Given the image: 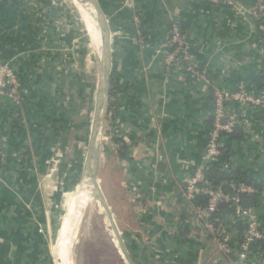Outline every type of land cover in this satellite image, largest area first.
Returning <instances> with one entry per match:
<instances>
[{
  "label": "crops",
  "instance_id": "obj_1",
  "mask_svg": "<svg viewBox=\"0 0 264 264\" xmlns=\"http://www.w3.org/2000/svg\"><path fill=\"white\" fill-rule=\"evenodd\" d=\"M57 1L78 10L72 0ZM93 1L113 45L116 109L106 133L129 145L118 185L130 184L147 198L133 209L126 206L130 223L120 216L121 228L131 235L124 240L137 248L132 252L141 264H264L262 243L242 263L217 255L211 237L193 226L190 215L196 225L201 222L181 197L184 173L204 156L210 82L218 93L250 95L254 80L264 76V19L256 23L250 16L262 0H229V8L206 0ZM175 24L183 28L185 56L207 78L165 71L160 46ZM86 40L38 0H0V59L15 68L21 101L16 107L7 96L0 99V264H55L48 239L37 230L53 214L61 186L51 171L58 168L56 183H62L65 155L72 151L75 160L84 158L96 92L76 75L88 57L81 45ZM90 48L96 54L93 44ZM226 107L241 120L244 135L225 142V169L264 183V120L254 117L249 104L231 101ZM261 198L254 210L264 232V188ZM95 203L107 223L106 211ZM234 221L221 213L231 246L240 242Z\"/></svg>",
  "mask_w": 264,
  "mask_h": 264
},
{
  "label": "built area",
  "instance_id": "obj_2",
  "mask_svg": "<svg viewBox=\"0 0 264 264\" xmlns=\"http://www.w3.org/2000/svg\"><path fill=\"white\" fill-rule=\"evenodd\" d=\"M206 1L216 5L233 6L232 2L229 0ZM250 15L254 16L256 19L264 17V0L255 8L251 9ZM183 45L184 37L179 25H172L167 40L160 46V50L172 47L171 51L165 52L163 58L166 69L170 70L176 68L196 78H205L203 73L198 72L188 61V58L184 54ZM18 89L19 78L15 68L11 63L0 59V99L7 96L12 100L15 106H20L21 101ZM231 101L249 104L254 111L264 110V91L257 95H247L241 92L233 94L232 96L226 93H215L214 108L211 113L213 118L211 124L212 128L207 140L204 156L199 166L192 167L184 173L181 180V197L183 202L192 208L198 221L204 225L206 233L216 245L217 255L224 259L234 256L238 263H242L247 259L254 244L257 241H264V232L260 228L255 210L240 205V196L243 194H250L254 192V189L244 183L234 182L227 185L229 189H223L222 187L213 189L208 185L205 178V165L215 162L221 154V148L224 143L220 133H231L232 127L237 123L234 118L228 121L225 120L227 107L224 105V102L228 104ZM112 135L111 133V142L107 141L109 139L103 135V140L105 139L106 142L104 146H106V148L103 150L102 146L101 151L103 150L104 153L106 150H114L116 148V144L112 141ZM201 197L206 200L204 206L197 203L198 198ZM222 205H228V208L232 210V217L245 224L241 241L235 246H231L224 228L210 221V216Z\"/></svg>",
  "mask_w": 264,
  "mask_h": 264
},
{
  "label": "rangeland",
  "instance_id": "obj_3",
  "mask_svg": "<svg viewBox=\"0 0 264 264\" xmlns=\"http://www.w3.org/2000/svg\"><path fill=\"white\" fill-rule=\"evenodd\" d=\"M79 1L82 2V4H86L87 6L93 8V6L90 5L88 0H86L88 4L86 2L84 3L81 0ZM81 45L85 48V51H87L86 53L88 57H86V60H84V62L81 61L83 63V66L84 65L85 66L83 68H81V66H78L79 67L78 70L82 69L83 71L82 72L76 71V75L78 76V74L80 73L79 74L80 77L84 79V82L87 85L89 84V82H91L92 86H85V87H87L88 89H90L89 87H92L93 90L95 91L96 83L99 80V75H100L99 74L100 68H99V63L97 60V55L94 54V52H92L90 48L91 43L88 39L84 41ZM107 121H109L108 114L106 118L105 127L107 126ZM88 126H89V121L87 124V128ZM106 132L107 130L104 129L103 135H105L104 137L109 139L107 141L111 142V137H110L111 133L110 131H109V134ZM86 139H87V136H86ZM105 143L106 142L104 139L102 141L103 150L106 148V146H104ZM85 147H86V141H85ZM103 150L101 151V156H100V161H99L97 183H98L100 192L102 194L103 201L106 207L108 208L110 215L112 216L113 222L116 228L122 234L121 237L130 238L131 235H128L127 232H125V230L122 229L117 224L118 221H116V216L118 217L125 216L126 218H123V219L124 220L127 219L128 220L127 222L130 223L132 212L130 211L128 207H126L123 204L124 200L121 197L119 198L116 194H114L115 191L113 189L116 185H118V182L120 181L121 178L118 179L116 184L115 183L111 184L110 175L108 173L107 164H106L107 160L110 157H109V154L105 156ZM107 151L110 152L112 150H107ZM84 156H85V150H84ZM75 158L76 157L74 156V154H72V151L68 155H65V159H68L69 162L66 161L68 165L65 167L64 171L62 172L63 178H64L63 181H61L62 183H57V184H61V186L60 185L58 186V189L55 193L56 196L53 199L55 210L53 211V214L49 217L47 222H45L44 218H42V222L40 223H44L46 225L45 227L41 225L40 229L37 230L39 236L44 235V237L48 239L47 245H49L48 248L50 249V253L53 255V258L55 259V264L61 263V257L57 255L58 253L56 252V246L59 241L61 227L65 223L66 211L68 209L69 204H71L73 200L75 199L76 194H77L76 189L80 184V175L82 171L84 158L82 159L80 157V160L79 159L75 160ZM74 160L76 163L72 162ZM0 187H1V182H0ZM132 191H129L130 197L132 196ZM90 210H91V213L89 216L90 218L89 226L87 225V222L84 221V219L81 217V214H80V218H81L80 223H79L80 225H78L77 227L79 231L78 232L75 231L74 245L71 250L73 264H117L116 261H113L112 254H115V253L117 254L120 260L119 264H126L123 260H121L116 250L108 244V241L106 238H108V235H111L108 229L109 228L108 222L105 223V219L99 213V207L96 205L94 201H92L91 203ZM49 225H53L50 231H49ZM99 234H103L104 238H102ZM130 248L134 252H136L137 250L134 244H132Z\"/></svg>",
  "mask_w": 264,
  "mask_h": 264
},
{
  "label": "water",
  "instance_id": "obj_4",
  "mask_svg": "<svg viewBox=\"0 0 264 264\" xmlns=\"http://www.w3.org/2000/svg\"><path fill=\"white\" fill-rule=\"evenodd\" d=\"M89 1L91 2L90 5L93 6L94 11L97 13L98 28L93 24L91 26L88 25L87 22L85 23L79 10L63 5L57 0H38L42 6L49 8L54 12L66 28L71 29L91 41L98 54L97 58L100 75L95 92L94 108L89 118L85 156L79 184L80 214L84 221L87 222L88 226L90 221L89 216L91 213L92 194L98 192L102 197L97 183V175L108 113V100L113 72V45L109 38L106 20L97 4L93 0ZM50 178L55 180L57 186V169L51 171ZM190 218L194 227L205 230L202 223L195 224V218L193 215H190ZM78 231L79 229L76 230V232ZM99 235L104 238L103 234ZM106 239L108 244L116 250L121 260L126 264H141L136 255L132 252L128 243H126L124 238L120 235H108V238Z\"/></svg>",
  "mask_w": 264,
  "mask_h": 264
},
{
  "label": "trees",
  "instance_id": "obj_5",
  "mask_svg": "<svg viewBox=\"0 0 264 264\" xmlns=\"http://www.w3.org/2000/svg\"><path fill=\"white\" fill-rule=\"evenodd\" d=\"M222 7L223 8H227V7L229 8L228 5H222ZM261 19H264V17ZM251 20L253 22L258 23L260 19H256L254 16H251ZM180 30H181V33L183 34V28H180ZM171 49H172V47H169L167 49L160 51L162 63H163V58H164L165 52L171 51ZM163 66H164L165 71H169L172 74L178 73V74H184L185 76H188V77L196 78V77L190 75L189 73L182 71V70H179V69H176V68L167 70L164 63H163ZM195 69L198 72L203 73V76L205 78H207L203 68L195 67ZM210 83H211V90L209 91L208 97H209V100L211 101L212 110H213L216 92H215V89H214L212 82H210ZM252 85H253V88H255L253 95H257L260 92L264 91V76L258 75L257 78L252 83ZM114 86H115L114 78L112 77L111 78V85H110V92H109V100H108V114L109 115L114 114L115 109H116ZM224 105L226 106L227 103L224 102ZM211 113H212V111H211ZM232 117H233L232 115H228V112L225 113V120L226 121H228L229 119H232ZM254 117L258 120L259 119L264 120V110L254 111ZM234 119H236V118H234ZM212 121H213V118L210 115L209 119L207 120L209 128H210L209 135H210L211 128H212L211 127ZM236 121H237V123L234 124V126L232 127L231 133H226V132L220 133V136H221L222 141L224 143L223 147L221 148V154L215 162H211V163L205 165V178L208 182V185L213 189H217L219 187H222L223 189H229V187H227V185H229V183H231V182L244 183L246 185L253 187L254 192H252L250 194H243L240 196V205L242 207H245V208L255 209L260 204V202L262 200L261 192L264 188V183L262 181H259L255 178H253V176L247 172H243L240 170H234V169H225V163H226V160L228 158V151H227V146H226L225 142H227V141H228V143L235 142V141L238 142L243 138V135H244L241 120L236 119ZM209 135H208V137H209ZM207 140H208V138H207ZM207 140L205 143V147L207 144ZM112 141L116 144V148L110 152L106 150L104 155L105 156H107L108 154H114L115 155V158L112 159V157L114 156L113 155L111 158H109L107 160L106 164H107L108 173L110 175V182H111V184H113V183L116 184L117 180L119 178H121L118 168L120 166H122L123 162L126 160V151L128 150L129 145L127 144V142L124 139H122L116 135H114L112 137ZM113 190L115 191L114 194H118V196L124 200L123 204L125 206H129L132 209L135 208L137 205L143 204L147 199L146 196L142 192H140L138 190L132 191L130 184H127V183L126 184L124 183L122 188L119 185H116ZM129 191H132L131 197L128 196ZM197 203L204 206L206 203V200L203 197H201V198H198ZM228 209H229L228 205L220 206L218 208V210L215 211L210 216V221L213 222V224H215V225H220L222 212H227L228 214H232V210L231 209L228 210ZM116 221H118L117 224L123 228V226H122L123 223L120 222V216L119 217L116 216ZM234 226H235V230L238 234V241H241L242 233H243V230L245 228V224L241 221L235 220ZM256 243H262L264 245V241H257ZM112 255H113V261H116V263L119 264L120 260L117 256V254L115 253Z\"/></svg>",
  "mask_w": 264,
  "mask_h": 264
},
{
  "label": "bare ground",
  "instance_id": "obj_6",
  "mask_svg": "<svg viewBox=\"0 0 264 264\" xmlns=\"http://www.w3.org/2000/svg\"><path fill=\"white\" fill-rule=\"evenodd\" d=\"M74 3V6L76 7V9H78L80 11V13L83 12L82 17L84 22L88 23V25L92 24L98 28L97 25V14L96 12L93 10V8L87 6L86 4H82V2H80L79 0H72ZM85 3L84 0H81ZM81 6V7H80ZM82 8V10H81ZM91 43V41H90ZM92 44V43H91ZM96 55H98L96 53ZM76 197L73 200V202L71 204H69L68 209L66 211V215H65V223L64 226L61 230L60 233V237H59V241H58V250H57V255H59V257H61V263L60 264H73V259L71 256V250L72 247L74 245V240H75V231L78 227V225H80V190H79V186L76 189ZM92 200L95 202H99L102 207L104 208V210L106 211V217H107V221L109 223V226L111 227L112 233L114 236H118L117 233V228L115 226V224L113 223V220L111 218V215L108 211V208L106 207L101 195L98 192H95L92 194Z\"/></svg>",
  "mask_w": 264,
  "mask_h": 264
}]
</instances>
